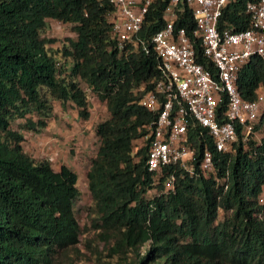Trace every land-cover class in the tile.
Segmentation results:
<instances>
[{
    "label": "trees",
    "instance_id": "obj_1",
    "mask_svg": "<svg viewBox=\"0 0 264 264\" xmlns=\"http://www.w3.org/2000/svg\"><path fill=\"white\" fill-rule=\"evenodd\" d=\"M247 1L230 0L217 28L247 27ZM164 6L156 0L147 15V39L161 28ZM111 9L109 0H0V264H264V100L252 128L257 139L242 140L236 127L231 149L215 151L193 124L194 173L176 164L148 171L146 127L157 110L139 100L160 77L158 61L151 50L116 51ZM47 20L68 24L74 36H46ZM177 24L193 29L187 13ZM194 48L213 73L198 41ZM235 85L243 100L264 90L260 57L246 60ZM87 92L107 115L92 125L98 143L85 172L90 204L81 227L77 174L32 157L22 143L47 127L55 102L87 121ZM224 109L225 101L217 115ZM203 145L213 159L206 176L197 169ZM166 173L175 177L172 191L163 190Z\"/></svg>",
    "mask_w": 264,
    "mask_h": 264
},
{
    "label": "built area",
    "instance_id": "obj_2",
    "mask_svg": "<svg viewBox=\"0 0 264 264\" xmlns=\"http://www.w3.org/2000/svg\"><path fill=\"white\" fill-rule=\"evenodd\" d=\"M230 0H165L161 11L163 24L149 39L142 34L143 23L153 10L156 0H109L110 37L118 52L151 50L158 61L160 77L145 92L139 104L150 112L157 110L155 119L146 129L148 134L145 166L161 174L169 164H176L188 174L194 173V151L187 140V129L198 124L211 137L215 151L231 149L236 127L242 140L253 134V126L264 100L259 88L252 100H243L235 81L239 68L251 56L264 63V0H250L244 11L247 27L217 28L218 18ZM189 14L193 29L189 32L177 23ZM198 41L201 56L214 68L212 73L195 56ZM140 90V87H138ZM225 101V109H216ZM252 136V135H251ZM198 171L206 176L213 172L212 153L203 145L197 163ZM175 177L163 176L164 191H172ZM264 187L258 197L262 203Z\"/></svg>",
    "mask_w": 264,
    "mask_h": 264
},
{
    "label": "rangeland",
    "instance_id": "obj_3",
    "mask_svg": "<svg viewBox=\"0 0 264 264\" xmlns=\"http://www.w3.org/2000/svg\"><path fill=\"white\" fill-rule=\"evenodd\" d=\"M44 34L48 37H53L57 41L63 40L65 37H73V33L70 31V26L68 24H62L59 22H56L54 20H47L46 22V27L44 30ZM87 106L90 110V117L89 119L92 121V123H96L97 121L103 119L107 115V111L104 108V105L101 102L96 101L95 96H92L91 93L87 92ZM92 98V99H91ZM55 106V109L57 108V102L53 104ZM64 110H67L66 113L72 112V108L67 105ZM72 119H69L67 121H71ZM62 122V126L64 128L65 134L64 137L60 134L62 131L60 128H52L50 130H46L48 134L46 133L45 136L47 137L46 139V146L48 149H44L43 153H47L45 156H49L50 159L52 160V165L54 169L58 168V163L57 159H59L61 153H63L66 156H77L75 157L74 161L71 164V161L68 162L69 167L73 168L75 170V173L77 174V188L80 192V196L76 202L77 207L80 208L79 213L77 214V219L79 225L82 227L83 225H86L88 223V215H87V210L86 207L90 204V198L89 194L86 188V180H85V172L88 168V158L91 157L97 146V140L94 137L93 133L89 134V138H86L87 143L85 141H81L80 139L84 138V135L82 133H78L79 137L78 139L76 138V132H74L77 128H70L71 126L64 121ZM72 123L73 126L78 127V123L76 122H70ZM92 124V125H93ZM48 126V125H47ZM67 126V128H65ZM55 127V126H54ZM41 133V132H40ZM77 134V135H78ZM26 139H24L22 145L25 146L27 143V139L29 136H27V133L25 134ZM44 137L43 135H41ZM85 139V138H84ZM55 140L59 141L60 145H55ZM81 143L79 145L82 146L81 151L78 150L76 147V143ZM53 144V145H52ZM55 145V146H54ZM76 148V149H75ZM73 151L74 154L69 153V151ZM77 152V154H75ZM62 156V155H61ZM83 160V161H82ZM78 162L76 165L75 163ZM153 191L151 190L148 195H150ZM101 249V244H99L98 250Z\"/></svg>",
    "mask_w": 264,
    "mask_h": 264
},
{
    "label": "crops",
    "instance_id": "obj_4",
    "mask_svg": "<svg viewBox=\"0 0 264 264\" xmlns=\"http://www.w3.org/2000/svg\"><path fill=\"white\" fill-rule=\"evenodd\" d=\"M92 99V98H91ZM66 111L67 110H60L59 108L58 109H55L54 110V117L52 118V120L49 122V124H48V126L41 132V133H36V134H31V135H27V136H29L28 137V141H27V143L25 144V146H23V148H24V150L26 151V152H28L32 157H34V158H38V157H43V156H45L47 153H43V151H41V149L42 150H44V149H48L47 148V146H46V144H45V142H46V139H47V137L45 136V134L47 133L48 134V132L46 131V130H50V129H52V128H55V129H57V128H60L61 129V135H62V137H64V134H65V131H64V128H63V126H62V122L61 121H64V123L65 122H67L71 127L70 128H72L73 129V127L74 128H77L74 132H76V138L78 139V137H79V134L78 133H82V135H84V138H83V136H82V138L80 139V142L81 141H85L86 143H87V141L88 140H86V138H89V134H91L92 133V121L90 120V119H88L87 121H81V120H78V118L76 117V113H75V110L72 108V112H70V114L69 113H66ZM69 119H72L71 121L72 122H76V123H78L77 125H78V127L77 126H73L72 125V123H70L71 121H67V120H69ZM55 126V127H54ZM65 128H67V126L65 127ZM78 132V133H77ZM78 134V135H77ZM41 135H43L44 137H42ZM24 138L26 139V136H25V134H24ZM46 138V139H45ZM55 142V145H60V143H59V141H57V140H55L54 141ZM76 143V147L78 148V150H80L81 151V149H82V146L81 145H79V144H81V143ZM53 145V144H52ZM54 145V146H55ZM76 149V148H75ZM69 153H71V154H74V152L71 150V151H69ZM45 154V155H44ZM75 154H77V152H75ZM62 155V156H61ZM61 155L59 156L60 158L59 159H57V162H59L58 163V165H60V164H65V165H67L68 167H69V164H68V162H70L71 161V164H72V162L74 161V159H76L75 157H77V156H75V155H73V156H66V155H64L63 153H61ZM47 157V156H46ZM48 158L50 159V157L48 156ZM51 160V159H50ZM83 161V160H82ZM51 162H52V160H51ZM78 162H76L75 164L76 165H78L77 164ZM73 165V164H72ZM53 166V165H52ZM71 168V167H70ZM74 172H75V170L73 169V168H71Z\"/></svg>",
    "mask_w": 264,
    "mask_h": 264
}]
</instances>
